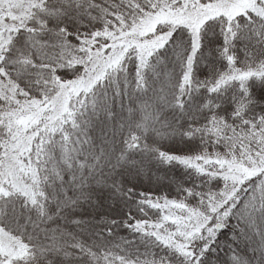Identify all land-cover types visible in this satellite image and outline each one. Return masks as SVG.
Masks as SVG:
<instances>
[{"label":"snow or ice","instance_id":"snow-or-ice-1","mask_svg":"<svg viewBox=\"0 0 264 264\" xmlns=\"http://www.w3.org/2000/svg\"><path fill=\"white\" fill-rule=\"evenodd\" d=\"M0 264H264V0H0Z\"/></svg>","mask_w":264,"mask_h":264}]
</instances>
